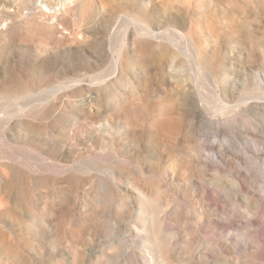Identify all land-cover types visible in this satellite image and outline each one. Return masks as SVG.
<instances>
[{
    "label": "rangeland",
    "instance_id": "1",
    "mask_svg": "<svg viewBox=\"0 0 264 264\" xmlns=\"http://www.w3.org/2000/svg\"><path fill=\"white\" fill-rule=\"evenodd\" d=\"M0 264H264V0H0Z\"/></svg>",
    "mask_w": 264,
    "mask_h": 264
},
{
    "label": "bare ground",
    "instance_id": "2",
    "mask_svg": "<svg viewBox=\"0 0 264 264\" xmlns=\"http://www.w3.org/2000/svg\"><path fill=\"white\" fill-rule=\"evenodd\" d=\"M1 182V181H0Z\"/></svg>",
    "mask_w": 264,
    "mask_h": 264
}]
</instances>
